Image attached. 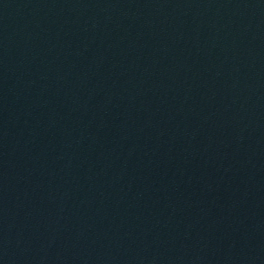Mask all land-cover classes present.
Here are the masks:
<instances>
[{
    "label": "water",
    "instance_id": "95a60500",
    "mask_svg": "<svg viewBox=\"0 0 264 264\" xmlns=\"http://www.w3.org/2000/svg\"><path fill=\"white\" fill-rule=\"evenodd\" d=\"M0 264H264V0H0Z\"/></svg>",
    "mask_w": 264,
    "mask_h": 264
}]
</instances>
